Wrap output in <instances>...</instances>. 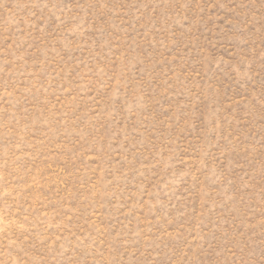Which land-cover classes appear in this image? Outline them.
Masks as SVG:
<instances>
[{
	"label": "rangeland",
	"instance_id": "rangeland-1",
	"mask_svg": "<svg viewBox=\"0 0 264 264\" xmlns=\"http://www.w3.org/2000/svg\"><path fill=\"white\" fill-rule=\"evenodd\" d=\"M0 264H264V0H0Z\"/></svg>",
	"mask_w": 264,
	"mask_h": 264
}]
</instances>
